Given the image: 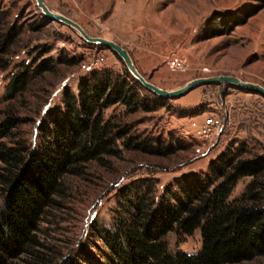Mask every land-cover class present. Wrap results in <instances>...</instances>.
Returning a JSON list of instances; mask_svg holds the SVG:
<instances>
[{
	"label": "rangeland",
	"instance_id": "374dc122",
	"mask_svg": "<svg viewBox=\"0 0 264 264\" xmlns=\"http://www.w3.org/2000/svg\"><path fill=\"white\" fill-rule=\"evenodd\" d=\"M0 2L25 27L20 52L9 69L0 71V123L10 109L20 110L15 126L0 140L26 145L29 158L51 159L61 151L50 133L51 118L63 107L66 88L77 92L80 79L89 73L83 65L93 64L121 75H125L126 66L112 49L88 42L67 24L47 21L36 0ZM45 2L51 10L78 22L90 35L114 40L126 48L141 74L162 87L176 88L191 78L213 75H233L264 85V0ZM244 17V23L234 25V18ZM46 48L50 51L45 52ZM175 53L187 59L186 70L167 64ZM48 57L70 61L44 73L45 80H39L7 108L5 97L12 75L23 63L33 68ZM186 110L192 112L184 113ZM210 112L220 114L224 126L206 141L189 130V122L191 117L201 120ZM105 117L129 130L125 139L162 138L179 143L178 149L151 153L119 138L114 154L86 163L77 173L65 174L64 196L55 197L35 230L39 244L31 249H41V257L29 252L11 258V264H115L110 243L117 242L115 234L121 233L117 220L123 216V196L130 183L136 186L156 179L159 203L167 189H178L176 180L197 174L208 177L216 159L240 145L252 152H264V95L228 82L199 85L153 110L129 111L117 102L105 109ZM197 145L202 146V152H197ZM249 179L245 176L237 182L231 198ZM3 190L0 186L1 202ZM181 191L171 200L184 196ZM167 237L171 251L194 253L202 247L200 228L182 236L169 231ZM233 264H264V256Z\"/></svg>",
	"mask_w": 264,
	"mask_h": 264
},
{
	"label": "trees",
	"instance_id": "16d2710c",
	"mask_svg": "<svg viewBox=\"0 0 264 264\" xmlns=\"http://www.w3.org/2000/svg\"><path fill=\"white\" fill-rule=\"evenodd\" d=\"M11 14V9L0 2V71L9 69L23 46L25 27ZM245 19L234 18V25ZM65 61L70 60L48 57L33 68L23 63L10 78L6 107L39 80H45L44 73L53 72ZM169 99L145 87L126 67L125 75L93 69L80 79L77 92L66 88L64 105L51 118L50 133L60 155L29 158L26 145L0 140V186L4 189L0 201V264H11V258L29 252L41 257V249H31L39 244L35 230L55 197L64 196L65 176L77 173L90 161L114 154L119 138L151 153L178 149L179 143L162 138L125 139L129 130L105 117V109L117 102L136 111L156 109ZM19 114V109L8 111L0 123V137L8 136ZM245 176L250 179L244 189L231 198L234 186ZM176 182L178 189H167L159 203L156 179L127 187L124 213L117 220L121 233H114L118 240L110 243L115 264H233L264 256V152H252L240 145L216 159L208 177L197 174ZM180 187H186L184 192ZM180 191L184 196L171 200ZM197 228L203 240L199 251L170 250L169 231L182 236Z\"/></svg>",
	"mask_w": 264,
	"mask_h": 264
},
{
	"label": "water",
	"instance_id": "95a60500",
	"mask_svg": "<svg viewBox=\"0 0 264 264\" xmlns=\"http://www.w3.org/2000/svg\"><path fill=\"white\" fill-rule=\"evenodd\" d=\"M36 3L47 21H59L64 24H67L73 27L74 29H76L78 32H80L82 37L86 39L88 42L104 45L112 49V51L122 59L128 71L134 76V78L139 79L145 87H147L148 89H150L151 91L155 92L156 94L162 97H167V98L180 97L199 85L206 83H221V82H228L230 84L237 85L239 87H243L246 89H250L264 95V85L262 83L252 80H245L243 78H239L233 75L200 76L196 78H191L186 83L176 88L162 87L156 84L155 82L149 80L145 76H143L136 67L129 51L123 46H121L119 43H117L116 41L105 37L90 35L75 20L71 19L70 17L62 13L51 10L49 6L46 4L45 0H36Z\"/></svg>",
	"mask_w": 264,
	"mask_h": 264
},
{
	"label": "built area",
	"instance_id": "2783aa9c",
	"mask_svg": "<svg viewBox=\"0 0 264 264\" xmlns=\"http://www.w3.org/2000/svg\"><path fill=\"white\" fill-rule=\"evenodd\" d=\"M167 64L170 68L173 69H180L186 70L188 67V61L182 54H173L167 59ZM84 68L88 70L98 69L96 66L92 64L83 65ZM190 127L189 130L192 131L197 137L201 138L202 140L209 141L213 138V135L220 132L224 126V120L222 116L215 112H210L205 114L202 119L196 117L190 118ZM197 152H202V146L197 145L196 148Z\"/></svg>",
	"mask_w": 264,
	"mask_h": 264
}]
</instances>
